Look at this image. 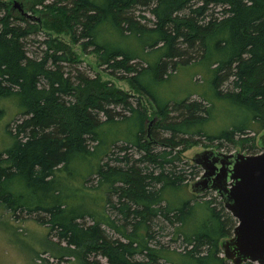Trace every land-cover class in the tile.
<instances>
[{"label":"trees","instance_id":"obj_1","mask_svg":"<svg viewBox=\"0 0 264 264\" xmlns=\"http://www.w3.org/2000/svg\"><path fill=\"white\" fill-rule=\"evenodd\" d=\"M53 33L96 54L153 115L82 71ZM181 68L202 84L193 73V90L162 98ZM0 96L23 106L0 155V204L16 218L83 249V264H229L222 241L237 219L217 197H189L202 168L184 153L202 137L224 147L264 129V0H0Z\"/></svg>","mask_w":264,"mask_h":264},{"label":"rangeland","instance_id":"obj_2","mask_svg":"<svg viewBox=\"0 0 264 264\" xmlns=\"http://www.w3.org/2000/svg\"><path fill=\"white\" fill-rule=\"evenodd\" d=\"M24 10L22 7L20 10ZM39 34L34 35L33 38H38L43 45L42 40L45 38L44 34L47 32L41 28ZM54 37H57L67 43H69L73 49L78 53L81 60L79 67L86 74L94 77L98 72L101 73L103 80L112 81L117 87L128 91L135 95V99H139L141 103L147 108L148 114L151 116L154 113L152 104L146 96L140 93H136L129 83L125 80L117 79L110 75L107 71H104L100 65L98 56L94 53H87L81 47V45L74 43L71 36L67 33H53ZM44 46V45H43ZM196 71L195 68H181L179 73L175 75L170 83H165L160 90V96L167 98H181L195 88V85L191 83L190 77ZM193 82L202 84L203 76L201 73H194L192 76ZM199 89L203 87L198 86ZM193 98H200L199 95H194ZM22 104L19 99L14 96L2 97L0 96V155L6 156L5 152L13 148L16 144V139L10 133V125L19 117L20 112L23 111ZM256 133V132H255ZM252 133V134H255ZM264 136V129L261 132L251 137L247 143L238 142L236 144L226 143L224 147H219L217 144L219 141H215L210 144L206 137L201 138V143L192 145L185 153V161L189 164H195L193 157L201 151L206 149H215L226 153L241 152L252 154L260 152L262 150L261 137ZM251 147V148H250ZM6 162L2 160L3 166ZM196 180H190L188 182V195L190 198H196L199 200H208L217 197V204L220 207L221 198L213 190L206 191L204 193H194L192 191V183ZM168 194L175 199L178 203L179 199L175 195L174 191H169ZM181 198L185 200V195L181 194ZM171 230L167 228L166 232ZM50 228L48 225L37 221L33 217L16 218L13 212L4 204H0V264H83L82 256L80 252L82 250L75 249L73 246H67L66 242H62L61 245L52 239L49 235ZM160 235V234H158ZM159 238V237H158ZM160 239V238H159ZM162 242L165 239L162 238ZM174 247L183 245V239H178L175 242L169 243ZM104 264H107L105 258L102 259ZM229 264H233L231 260H228Z\"/></svg>","mask_w":264,"mask_h":264},{"label":"water","instance_id":"obj_3","mask_svg":"<svg viewBox=\"0 0 264 264\" xmlns=\"http://www.w3.org/2000/svg\"><path fill=\"white\" fill-rule=\"evenodd\" d=\"M258 153L206 149L193 157L203 171L192 183L194 193L214 190L237 219L232 236L222 241L233 264H264V136Z\"/></svg>","mask_w":264,"mask_h":264},{"label":"bare ground","instance_id":"obj_4","mask_svg":"<svg viewBox=\"0 0 264 264\" xmlns=\"http://www.w3.org/2000/svg\"><path fill=\"white\" fill-rule=\"evenodd\" d=\"M110 46V45H109ZM40 205V204H39Z\"/></svg>","mask_w":264,"mask_h":264}]
</instances>
